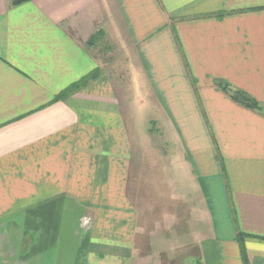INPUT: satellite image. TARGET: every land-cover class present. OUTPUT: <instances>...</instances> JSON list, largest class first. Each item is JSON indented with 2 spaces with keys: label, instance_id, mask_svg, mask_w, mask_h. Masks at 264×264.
Instances as JSON below:
<instances>
[{
  "label": "crops",
  "instance_id": "1",
  "mask_svg": "<svg viewBox=\"0 0 264 264\" xmlns=\"http://www.w3.org/2000/svg\"><path fill=\"white\" fill-rule=\"evenodd\" d=\"M222 86L264 109V0H0V244L26 232L33 264H264V111ZM150 124L168 140L139 142L157 174L138 187Z\"/></svg>",
  "mask_w": 264,
  "mask_h": 264
},
{
  "label": "rangeland",
  "instance_id": "2",
  "mask_svg": "<svg viewBox=\"0 0 264 264\" xmlns=\"http://www.w3.org/2000/svg\"><path fill=\"white\" fill-rule=\"evenodd\" d=\"M103 39V38H102ZM97 48L101 51V53H103L102 55V59H103V64H105V66H103L108 73L111 71L115 76H119L118 79L120 81V84L118 86V88H125V83L127 80V75H126V68H125V61L121 60L122 58V54L119 53V50L117 49V47L115 46H111L109 45L108 42H105L104 40L102 41L100 46H97ZM123 83V84H122ZM129 87V86H128ZM143 129V131H142ZM145 129V130H144ZM144 131H146V137H141ZM145 134V133H144ZM143 140H147V143L150 145V155L152 156H158V150L161 152L162 150H165L163 148L164 144H165V140L167 141V137L165 136V133L161 132L160 128H153L152 124H150V128H134V133H133V137H132V143H133V165L131 167V172L135 173L137 176L134 177L135 178V184L141 185V183H143V181H140V177L141 173H151V177L152 175H156L157 174V170L155 167H153V170L149 171L148 169H150L149 166H151L152 164H144V156H146L147 153V143H145L141 148V146L138 148V146L140 145L139 142H143ZM138 141V142H137ZM168 146V145H167ZM166 146V148H168ZM170 148H171V144H169ZM168 148V150L170 149ZM145 152V154H144ZM147 161V160H146ZM142 162L143 164H137ZM144 165V166H143ZM146 174H142V176H145ZM135 176V175H134ZM146 178V177H145ZM144 184H146L148 186V184L150 186H152L153 189H155L157 187V181H146L144 182ZM143 184V186H144ZM144 188V187H143ZM138 190L140 191V189L138 188ZM156 190V189H155ZM138 191V192H139ZM137 193V198H140V194ZM155 196L153 198H155L154 201H152L153 203L157 204L158 202V196H157V192L154 191ZM146 197L144 198L145 204L143 205V207H147L146 201L148 200ZM145 214V213H144ZM8 231V230H6ZM22 231V230H21ZM22 236V237H21ZM20 238L18 239L16 236L13 239V244H11V242L9 244H0V264H33V262L29 261L27 258L29 256V253L27 248V244L26 241L28 240V235H26V232H24L23 234H21ZM10 237V236H9ZM11 238V237H10ZM4 239V241H8L11 239ZM19 240V243L17 244V241ZM23 239V241H21ZM15 250V251H14ZM155 263V262H153ZM65 264V262H64Z\"/></svg>",
  "mask_w": 264,
  "mask_h": 264
},
{
  "label": "trees",
  "instance_id": "3",
  "mask_svg": "<svg viewBox=\"0 0 264 264\" xmlns=\"http://www.w3.org/2000/svg\"><path fill=\"white\" fill-rule=\"evenodd\" d=\"M27 1H30V0H11V4L12 5H19V4H22V3L27 2ZM93 40L94 39L91 38L90 43H92ZM95 74H97V70L94 73H91L90 75H87L84 78L80 79L79 81L71 84L68 88H66L63 92H61V94H59L57 99L61 98L64 95H67V94L73 92L74 90L78 89L79 87L85 85L90 79H92L94 77ZM222 89L229 95V97L233 101H235V102H237V103H239V104H241L247 108L254 109L256 111H260V112L264 111V109L257 102L252 100L247 94L240 92L238 90H233L227 86H222ZM237 235L243 236L244 234L238 232Z\"/></svg>",
  "mask_w": 264,
  "mask_h": 264
}]
</instances>
